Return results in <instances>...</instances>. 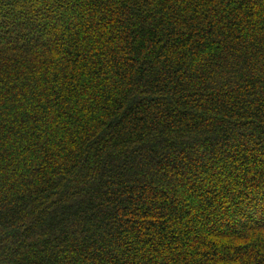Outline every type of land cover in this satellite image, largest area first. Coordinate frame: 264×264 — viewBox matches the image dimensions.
<instances>
[{
  "label": "trees",
  "instance_id": "16d2710c",
  "mask_svg": "<svg viewBox=\"0 0 264 264\" xmlns=\"http://www.w3.org/2000/svg\"><path fill=\"white\" fill-rule=\"evenodd\" d=\"M0 264H264V0H0Z\"/></svg>",
  "mask_w": 264,
  "mask_h": 264
}]
</instances>
